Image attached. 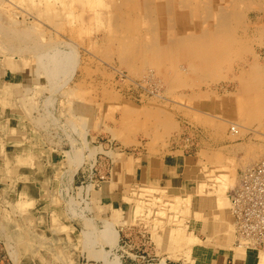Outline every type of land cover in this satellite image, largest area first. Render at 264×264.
<instances>
[{
    "label": "rangeland",
    "instance_id": "rangeland-1",
    "mask_svg": "<svg viewBox=\"0 0 264 264\" xmlns=\"http://www.w3.org/2000/svg\"><path fill=\"white\" fill-rule=\"evenodd\" d=\"M64 1L71 4L70 0ZM46 2L0 0V27L13 37V43H8L9 38L0 39V67H5V71L11 68L21 71L23 81L20 86L32 89L30 96L21 99L22 110L31 108L36 112L34 116L45 131L43 135L47 133L46 138L53 139L58 146L60 140L67 137L75 143L72 149L82 150L84 145V149L89 151L84 168L91 172L95 171L91 169H96L95 173L100 174L75 177L76 181L71 174L56 176L57 183L49 190L54 192L58 205L66 204L62 209L57 207V212L64 213L68 205H83L82 202L88 198L94 202L95 190L112 178L113 166L119 168L125 154L139 155L144 145L157 150H180L195 158L196 162L198 160L201 172L190 186L196 187L193 192L205 201L217 198L214 182L211 188L216 175L228 180L221 190L224 191L221 196L225 197L243 168L264 157V91H261V96L244 95L240 88L243 82L237 78L239 70L248 69L253 62L251 53L256 54L259 64L264 66V43L259 42L260 32L256 30L259 27L254 30L252 27L244 35L242 30L238 31V39L247 49L240 55L241 61L234 58V64L232 61L228 63L231 67L222 66L202 82L200 77L190 74L187 62L179 56H174L165 68L150 61L151 56H143V46L150 39L154 40L157 34L148 33L145 25L142 27L133 18L138 6L132 10L131 5H120L122 2L115 0L119 6L115 10L119 23L123 20L129 23L124 30L111 35L106 28L105 31L93 30L92 20L82 21L78 4L64 9L58 1L57 6L51 9ZM140 2L134 0L133 3ZM252 2L251 6H257L255 1ZM85 9L88 11L84 10V16L92 14L89 8ZM105 9L108 12L112 9V13L115 8ZM90 17L93 19L92 15ZM138 25L141 31L136 32ZM26 31H29L30 40L19 42L17 36ZM132 35L136 36L135 44ZM121 36L124 37L121 39ZM133 45L136 46L135 52L130 50ZM56 52L62 55L61 59L59 56L56 59L63 63L57 65L59 71L53 79L42 71L37 55L45 59L54 57ZM47 63L48 67H54L52 61ZM173 66L186 79L189 77L193 85L171 84ZM251 81L258 85L261 75H256ZM243 99L249 101L244 102ZM232 126L234 130H230ZM126 140L128 143L124 142ZM77 142L81 143L80 148ZM64 162L62 167H74L72 163L66 162L65 165ZM5 170H1L0 178ZM207 172L208 175L205 174ZM204 174L212 176L207 180ZM35 178L51 177L36 175ZM18 179V176L6 182L0 179V264H103L100 259L86 262L82 255L86 239L79 240L80 248L77 242L70 246L44 235L46 197L42 195L46 189L39 184L31 188L27 182L17 183ZM159 188L137 179L125 185L121 183L118 187L119 196L115 203L118 210L115 214L122 232L120 236L117 233V244H111V248L106 250L108 255L104 258L107 261L117 257L122 264H161L162 261L166 264H208L210 252L214 249V252L226 255L231 253L233 264H259V256H264L261 249L264 248L238 242V229L232 227L236 223L235 214L229 202L220 205L216 200L212 211L206 210L200 215L194 211L190 201L188 205L185 193ZM40 195L42 199L38 200L40 204L36 208L26 205L28 197L37 199ZM154 197L164 198L161 203ZM215 212L221 214L220 218L215 216ZM225 213L228 220L223 216ZM38 217L42 220L34 224L33 220ZM208 220L210 223L218 220L230 224L226 229L232 236L227 245L221 248L216 237L206 235L204 229L197 227L205 226ZM130 231L132 236H126ZM179 231L183 232L181 238ZM95 241L100 242L98 239ZM239 251L245 253L244 258L236 256ZM52 252L63 254L55 256L51 255ZM128 252L132 255L128 256Z\"/></svg>",
    "mask_w": 264,
    "mask_h": 264
},
{
    "label": "crops",
    "instance_id": "crops-1",
    "mask_svg": "<svg viewBox=\"0 0 264 264\" xmlns=\"http://www.w3.org/2000/svg\"><path fill=\"white\" fill-rule=\"evenodd\" d=\"M22 81L21 71H16L14 68L5 71V67H0V172L6 168L3 172L4 176L0 179L2 182H6L8 179L18 176L17 183L27 182L31 188H36L37 184L43 186L46 189L42 195L46 197L44 200L46 203L44 206L46 208L45 222H43L45 224L44 235H47L49 239L58 240L57 243L66 242L70 246L77 242L80 248L79 240L83 239L84 241L86 239L83 242L86 249L82 252L86 262H97L100 259L105 264L107 260L104 255H108L106 250L111 248V244L114 245L117 242V233L119 235L122 232L115 214L116 210H118L115 204L119 196L117 195V189L121 186V183L125 185L133 179H137L143 184H151L155 187L166 188L179 193L183 192V194L189 195L188 205L190 201L194 211L199 212L200 215L203 211H212L216 200H218L217 202L220 205L228 203L226 196L223 197L215 191L217 195L215 201L212 199L205 201L195 191L193 192L196 187L190 185L194 183L195 177L201 172L198 160L196 162L195 158L186 156L180 150H157V148L151 149V146L143 144L144 146L141 147L139 155L125 154L122 157L123 161H120L119 168L113 166V171H111L112 178L98 186V190H95V195L93 196L95 198L94 202L91 201V198H88V200L82 202L83 205L74 204L72 207L68 205L66 207L67 211L64 213L57 212V207L62 209L66 204L63 203L62 206L59 203L58 205L57 197L52 190H49L57 183L56 176H70L71 174L74 175L73 181H76L75 177L89 176L92 173L97 175L99 173H95L96 169H92V171H95L91 172L84 168L83 165L86 163L85 160L88 159L87 154L89 152L84 149V145L81 147L82 153L78 155L79 152H77L78 157L80 156L77 159L80 162H74L75 160L73 161L72 159L70 161L68 155L71 157L69 151H73L74 141L68 137L62 138L60 140L61 146H58L53 139L49 140L46 138L47 133L46 136L43 135L45 131L43 132V128L37 123L34 116L35 111L30 108L28 109V114L25 110H22V97L32 94L31 91L25 92L24 88L26 87L21 88ZM77 145L80 148L81 143L77 142ZM64 160L65 165L66 162L68 164L72 163L74 167H62ZM58 165L60 167H57ZM36 175L51 178L36 180ZM90 194L92 195V192ZM40 199H42L41 195L37 199L28 197L26 205H30V208H36ZM215 216L220 218L221 214L215 212ZM223 216L228 220L226 213ZM41 220L38 217L33 220V223H40ZM217 221L210 223L208 220L205 226L198 225L197 227L204 229L206 235L208 233L216 237L220 242L218 244L222 248L230 240L231 236L228 235L229 231L226 229L230 224L224 221ZM126 236L131 237L132 231L126 233ZM96 239L100 241L99 244L95 241ZM221 250L225 251L227 249ZM60 254L63 253H51V255L55 256ZM130 255L132 253L128 252V256ZM227 263L233 264L231 253L226 255L219 251L214 252V249L210 252L208 264ZM46 264L49 263L46 262ZM59 264H62V262ZM64 264L68 263L65 262ZM163 264L166 263L164 262Z\"/></svg>",
    "mask_w": 264,
    "mask_h": 264
},
{
    "label": "bare ground",
    "instance_id": "bare-ground-1",
    "mask_svg": "<svg viewBox=\"0 0 264 264\" xmlns=\"http://www.w3.org/2000/svg\"><path fill=\"white\" fill-rule=\"evenodd\" d=\"M46 1H47L46 5L48 7H51V9H54L57 6L56 2L58 1L61 2L62 5L61 8L64 7V9L73 7V5L75 6V4H78V7L82 12L81 14L82 21L85 20L86 22H88V20H92L93 23L91 24L93 30L96 29V31H99L100 29L104 30L106 28L105 30H108L109 33H111V35L117 34L120 31L124 30V26L129 23L127 20H123L121 23H119L118 20L119 15L115 11L119 6L117 5L118 2L115 3V0H70L71 1L70 5L65 3L64 0H46ZM119 1L122 2V4L120 5H125V6L131 5L132 10L138 6L137 13L132 14L133 18H135L140 24H142V27L145 25L144 27H146L148 33L155 32L157 34L156 38H154L152 35V38H154V40L150 39L148 41V44H145L146 46L145 45L143 46L144 57L148 58L149 56H151L152 59H150V61L153 60V63H156L157 66L162 65L165 68V66L166 67L168 66V63H170V61L173 59L174 56H179L180 58L184 59L187 62L188 64L187 70L190 72V74L200 77L201 78L200 80L202 82H204L208 76L216 74L219 68H221L222 66L231 67L232 65L229 66L228 63L232 61L234 64V58H236L237 62L239 58L241 61L240 55L243 52L247 51V49L244 42L238 39L237 36L238 31L242 30L244 35V33L247 34V32H249L252 27L253 30L254 28L259 27V29H256L260 32L258 40L260 43H264V22H263L264 0H140L141 2L137 4L133 3L134 0H119ZM252 1H255L257 3V6L256 5L251 6V3H253ZM85 7L93 11L92 14L88 16L87 15L84 16L83 15L84 10L88 11V9H85ZM109 7L112 8L114 7L115 8L114 12L111 13L112 9L110 12L106 11L105 8H109ZM109 14L112 15L109 16ZM91 15L93 16V19L90 17ZM96 15H97V19L94 20ZM253 17H255L256 19L252 20ZM260 22H262V24ZM118 25L121 26L120 29L118 28ZM138 30L141 31L140 25L136 27V32H138ZM28 32L29 31H26L25 33L23 32L21 36L16 35L17 37H19L17 40H19V42L27 43L28 40H30L31 38ZM9 35H10L9 31L5 30L1 26L0 39L2 38L5 40V38H9L8 43H13L12 42L13 37H10ZM123 37L124 36H121V39ZM135 37L136 36L132 35V40L134 41V44L136 43ZM118 41L119 40H117L116 43H118ZM15 43L17 44V42ZM135 49H136L135 45H133L130 48V50H133V52H135ZM59 54H60L59 52H56L54 53V57L52 56L51 58L46 57L45 55L46 57L45 59H41L42 56L37 55V58H39L38 61L40 63V66H42L41 67L42 71L45 73V75L48 74V76L50 78L52 77L53 79L57 77L56 72L59 71L57 65L63 63L60 61L62 55H60L61 56L60 58ZM251 55L253 57L252 60L253 62L250 65H248V69L243 68L239 70L237 78L239 79L240 82H243L241 83L240 88L244 95L246 94L251 95V97L255 95L261 96L262 95L261 91H264V75H263L264 66L259 64L258 57L256 54L251 53ZM57 56H59L60 59H56ZM49 61H52L56 65L54 64V67L53 66L48 67L47 62ZM130 62L132 63V61ZM130 62L129 64L131 65ZM51 64L52 63H50V65ZM171 69H172V74L170 75L171 84H178V86H184L189 84L193 85L192 80L189 79V77L186 79L182 74V72L176 68V66H173ZM256 75H261V81L258 83V85L256 83L253 84L251 81V79ZM251 76L252 78L250 79ZM24 89L26 93L32 91L30 87L29 88L26 87ZM22 98L25 97L23 96ZM250 100H252V98H250ZM243 101L247 102L249 100L243 99ZM25 111L26 113L29 114L28 109H26ZM234 129L235 128L233 126L230 128V130H234ZM124 142H127V140ZM125 144L123 143V145ZM72 150L73 151H71V157L68 155L69 160L71 161L72 159L73 161L75 160L74 162L77 161L79 163L80 160H78L77 158L80 157V156L78 157V155L82 153V150L80 149L77 150L76 148ZM77 152H79L78 155ZM205 174L208 175L209 172ZM211 176L209 175L210 178ZM216 176L214 177L215 180L212 178L214 181H211V184L213 182L215 183L216 189L213 188L214 187L213 184L211 188H213L214 191L217 192L218 194H222V192L224 191L221 192V190H224L223 188H225V186L227 185L228 180H226V178H224L221 175H216ZM204 177H206V175ZM209 177L207 176L206 179L207 178L209 179ZM205 180L204 182L206 183ZM202 183L203 182H201L200 186L202 185ZM233 186L232 189H230L231 191H229V193L226 196L229 202L228 204L230 205L232 210L234 209L235 212L239 213L241 225L244 227V229H246V233H244V235L250 233L253 234L258 227L264 225V157H262L260 160H257L255 163L252 162L250 165L243 168V171L238 174V179L236 181V184ZM198 189H199L198 191H200V188ZM203 189L204 187L201 188V192L203 191ZM139 194L140 193H138V196H140ZM188 196L184 198L185 200L187 199V201H188ZM145 197H143V199ZM158 198L159 197H157L156 199ZM162 198L164 197L159 198L160 201L158 202L162 203L161 201ZM123 200L125 201V198ZM161 213H162V209H161ZM232 227L233 229L234 227L236 228L237 224H233ZM178 236L181 238L183 236V232L179 231ZM230 236H232V234ZM190 237L187 236V238ZM187 238H185L186 241L188 240ZM237 238L238 237L236 234V239ZM238 242L243 243L241 240ZM237 247H239V245ZM240 247H242V245H240ZM236 254H237L236 256L238 255L240 257L243 256V258L245 255V253L240 251L236 252ZM259 257H260L259 264H264V256L260 255ZM163 263L164 262L162 261L161 264ZM105 264H121V263L119 259L116 257L111 261H107Z\"/></svg>",
    "mask_w": 264,
    "mask_h": 264
},
{
    "label": "built area",
    "instance_id": "built-area-1",
    "mask_svg": "<svg viewBox=\"0 0 264 264\" xmlns=\"http://www.w3.org/2000/svg\"><path fill=\"white\" fill-rule=\"evenodd\" d=\"M235 214V224H237L238 229V238L244 243V244H251L255 247H261L264 248V225H261L256 229V231L253 234H246V229L241 225L240 221V215L238 212H235L234 209L232 210Z\"/></svg>",
    "mask_w": 264,
    "mask_h": 264
}]
</instances>
